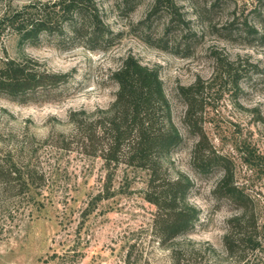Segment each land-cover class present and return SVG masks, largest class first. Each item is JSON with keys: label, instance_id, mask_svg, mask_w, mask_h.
Here are the masks:
<instances>
[{"label": "rangeland", "instance_id": "1", "mask_svg": "<svg viewBox=\"0 0 264 264\" xmlns=\"http://www.w3.org/2000/svg\"><path fill=\"white\" fill-rule=\"evenodd\" d=\"M47 1L0 0V19L28 3ZM174 1L184 26L165 36V12L147 19L154 0H94L111 33L106 50L89 51L47 35L21 44L10 30L0 29V58H28L50 73L70 74L51 102L20 105L0 96V158H20L45 181L26 195L0 190V264H56L52 256L67 264H171L177 247L199 251L188 264H237L222 246L234 211L212 195L221 174L198 175L191 167L195 138L183 123L185 106L177 92L198 79L206 87L204 132L232 161L234 180L254 199L264 226V46L245 45L243 34L226 30L245 21L262 31L264 0ZM163 42L169 52L155 46ZM128 56L159 73L182 138L163 169L169 177L189 178V202L199 213L191 233L167 248L151 234L155 208L144 196L146 171L107 166L75 143L61 149L48 138L72 131V112L96 118L110 108L117 92L111 75ZM219 60L244 75L235 90L230 78L218 76Z\"/></svg>", "mask_w": 264, "mask_h": 264}, {"label": "trees", "instance_id": "2", "mask_svg": "<svg viewBox=\"0 0 264 264\" xmlns=\"http://www.w3.org/2000/svg\"><path fill=\"white\" fill-rule=\"evenodd\" d=\"M174 0H154L147 19L160 12L168 18L165 36L173 28L184 26ZM262 31L243 21L240 26H226L228 34H243V43L254 42L264 46ZM0 29L10 30L21 44L36 43L40 36L67 39L89 51L106 50L111 44V33L101 20L94 0H50L45 3H28L11 10L0 19ZM161 42V40H160ZM158 41V43L160 44ZM155 45L169 52L166 47ZM186 48V47H185ZM178 50L175 51V54ZM219 77L230 78L235 90L244 75L233 70L231 62L218 61ZM68 73H50L35 61L7 56L0 58V96L26 105L57 100L58 90L69 81ZM117 85L115 99L110 108L94 118L85 112H72L69 134L49 136L61 149H70L75 143L86 156L98 157L107 166L124 164L146 171L148 174L145 200L154 206L151 234L161 248L170 247L176 240L188 236L198 222V210L190 204L193 187L189 178L179 174L169 177L163 167L182 138L175 127L162 81L155 68L141 65L134 57L125 58L112 73ZM204 83L198 79L186 87H178L185 113L183 123L195 138L191 151V167L198 175L220 172L212 195L227 203L234 211L226 221L222 246L226 256L237 264H257L264 260V226L260 223L257 205L234 180V166L225 155L218 153L208 140L203 127L206 99ZM44 175L23 163L20 158H0V190L4 193L26 195L31 189L44 184ZM213 253L215 251L212 250ZM199 256L194 248L177 247L171 250V264H188ZM56 264H67L60 257ZM51 258V259H52Z\"/></svg>", "mask_w": 264, "mask_h": 264}]
</instances>
